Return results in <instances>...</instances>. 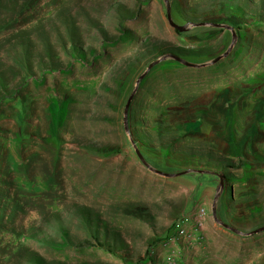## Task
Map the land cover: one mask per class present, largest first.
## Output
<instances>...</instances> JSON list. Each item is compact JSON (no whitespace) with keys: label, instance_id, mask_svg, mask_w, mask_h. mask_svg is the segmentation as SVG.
<instances>
[{"label":"rangeland","instance_id":"1","mask_svg":"<svg viewBox=\"0 0 264 264\" xmlns=\"http://www.w3.org/2000/svg\"><path fill=\"white\" fill-rule=\"evenodd\" d=\"M167 2L0 0V264H264V0Z\"/></svg>","mask_w":264,"mask_h":264},{"label":"water","instance_id":"2","mask_svg":"<svg viewBox=\"0 0 264 264\" xmlns=\"http://www.w3.org/2000/svg\"><path fill=\"white\" fill-rule=\"evenodd\" d=\"M166 2V5H167V17H168V21H169V24L171 25V27H173L175 30L181 32V33H184L186 32L188 29L187 26H181V25H178L176 24L173 19H172V16H171V7H170V4L167 2V0H165ZM214 26H217V27H221V28H229V27H226V26H223V25H214ZM229 54V51H227L226 53H224V55L216 58L214 61L210 62V63H205V64H196V63H192V62H189V61H186L184 60L183 58L179 57V56H175L173 54H170V55H167V56H163L161 57L160 59H158L155 63H152L148 70L146 71V73H144L140 79L137 81V86H136V89L134 90V92L132 93L129 101H128V104L126 106V111H125V116H126V119H125V126L126 128L128 129V113H129V108H130V105H131V102L138 90V87L142 81V79L148 74V72L158 63L168 59V58H171L173 60H175L176 62L178 63H181L182 65L184 66H187V67H190V68H202V67H205L207 65H210V64H215L217 62H219L221 59H223L224 57H226L227 55ZM136 149V152L138 154V156L140 157V159L145 163L144 161V158L141 154V152L139 151V149L137 147H135ZM151 171L159 174V175H162V176H167V177H172L173 175L172 174H167V173H163L162 171H159V170H156L154 169L153 167L149 166L148 164H145ZM220 179H221V184L223 186L224 184V177L223 176H220ZM214 212L216 213V209L214 208Z\"/></svg>","mask_w":264,"mask_h":264},{"label":"built area","instance_id":"3","mask_svg":"<svg viewBox=\"0 0 264 264\" xmlns=\"http://www.w3.org/2000/svg\"><path fill=\"white\" fill-rule=\"evenodd\" d=\"M186 236V232L184 229H178L177 233L175 234V239L180 240Z\"/></svg>","mask_w":264,"mask_h":264},{"label":"crops","instance_id":"4","mask_svg":"<svg viewBox=\"0 0 264 264\" xmlns=\"http://www.w3.org/2000/svg\"><path fill=\"white\" fill-rule=\"evenodd\" d=\"M208 230H210L212 233L214 232L212 229H208Z\"/></svg>","mask_w":264,"mask_h":264},{"label":"bare ground","instance_id":"5","mask_svg":"<svg viewBox=\"0 0 264 264\" xmlns=\"http://www.w3.org/2000/svg\"><path fill=\"white\" fill-rule=\"evenodd\" d=\"M218 241V240H217Z\"/></svg>","mask_w":264,"mask_h":264}]
</instances>
